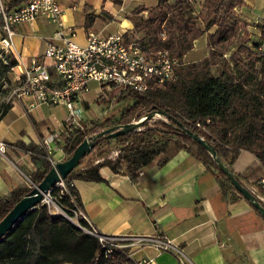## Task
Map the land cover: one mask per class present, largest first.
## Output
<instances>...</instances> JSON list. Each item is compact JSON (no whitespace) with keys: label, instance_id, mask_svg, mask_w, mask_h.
<instances>
[{"label":"trees","instance_id":"16d2710c","mask_svg":"<svg viewBox=\"0 0 264 264\" xmlns=\"http://www.w3.org/2000/svg\"><path fill=\"white\" fill-rule=\"evenodd\" d=\"M25 1L13 0L8 5L14 8ZM157 1L156 8L148 13L146 20H134L132 39L136 40L134 35L143 32L144 36L137 40L141 45L165 50L172 59L181 61L192 50L194 41L207 35L210 49L208 56L199 63L180 66L177 69V80L164 89L144 96L127 95L133 97V103L121 113L115 123L106 120L102 124H91L84 132L73 131L65 139V161L86 138H96L114 127H133L118 137H111L109 134L97 137L90 154H95V161L102 160L97 164L95 161L84 164L90 155L87 154L67 179L103 182L99 173L102 167H108L113 172L124 169L134 177L158 157H161L158 165L162 166L174 152L184 150L213 173L222 196L234 194L243 199L230 185L210 154L187 135L190 132L208 143L227 168L231 167L240 152L245 151L259 161L264 171V52H257L259 44L249 47L248 42L242 43L238 53H247L251 58L249 63L238 67V61L232 57V69L228 61L223 63L217 75L211 70L214 66V47H224L231 42L237 36L240 24H243L233 13L235 5H241L242 1L212 0L209 4L212 17L204 20L203 27H199L197 17L193 14V4L188 0ZM92 21V16L86 18V29ZM214 27V33L210 34L209 31ZM258 28L261 38H264V24ZM255 54H260V57H255ZM3 60L0 59V119L9 109V105L2 102V98L8 93V89H4V82L8 83L10 68L17 64L11 56L3 57ZM256 64L259 66L256 67ZM157 113L166 121L157 120L149 125ZM143 119L145 120L142 121ZM135 126L137 127L134 128ZM111 143L119 149L114 161L104 158L110 151L108 147ZM18 147L29 153L31 161L38 167L29 177L39 185L52 170L46 153L40 146L31 144ZM103 147H106L105 151H101ZM258 190L264 198V186H259ZM31 191L24 186L0 199V221ZM69 191L80 205L75 188L69 187ZM62 201L66 203L67 200L63 198ZM257 201L264 208L263 202L258 198ZM250 207L261 217L256 209L251 205ZM124 262L125 259L118 255L105 257L94 239L82 234L62 217L50 216L43 206L26 214L0 239V264Z\"/></svg>","mask_w":264,"mask_h":264},{"label":"crops","instance_id":"0c3cea01","mask_svg":"<svg viewBox=\"0 0 264 264\" xmlns=\"http://www.w3.org/2000/svg\"><path fill=\"white\" fill-rule=\"evenodd\" d=\"M56 1L63 10L64 25L75 31V42L81 46L86 44L89 33L100 38L115 34L133 38L134 20L147 17L158 3L157 0ZM241 1L233 13L246 25L248 38L260 42L258 27L264 24V0ZM88 16L93 21L86 29ZM15 31L11 54L17 63L26 65L36 58L49 64L42 56L55 26L40 19L20 25ZM200 38L206 46V37ZM198 41H194L192 52ZM88 89L95 97L92 104L90 98L84 102L83 117L90 121L88 113L96 118L107 108L101 103L95 105L97 85L92 83ZM7 95L2 102L9 109L0 119V142L8 145L7 159L0 157V199L24 187L20 173L29 176L38 170L29 153L18 145L38 147L48 135H58L64 141L69 137L63 127L65 109L45 105L29 109L30 101L8 103ZM54 158L55 164L65 161L63 153H56ZM160 158L134 177L124 169L113 172L102 167L99 173L103 182L74 181L80 206L92 226L105 236L166 237L188 259L180 263L173 255L152 248L134 252L133 259L152 258L153 264H264V221L250 205L234 194L222 196L213 173L186 151L174 152L162 166L158 165ZM229 169L264 204L258 190L264 186L259 161L242 151Z\"/></svg>","mask_w":264,"mask_h":264},{"label":"built area","instance_id":"2783aa9c","mask_svg":"<svg viewBox=\"0 0 264 264\" xmlns=\"http://www.w3.org/2000/svg\"><path fill=\"white\" fill-rule=\"evenodd\" d=\"M188 2L193 3L192 0ZM40 19L56 27L55 33L46 40L42 56L49 64L32 58L26 65L17 63L10 68L8 83L4 82V89H8L5 100L10 103L26 99L30 101L29 109L42 105L65 109L67 117L63 127L67 136L73 131L84 132L97 122L96 119L89 121L83 117L85 93L90 84L97 85L98 97L105 100L113 91L117 96H144L164 89L177 80L179 64L167 51L141 45L139 41L124 35L100 38L89 33L84 46L77 44L75 31L64 25L63 10L56 0H27L14 8L0 0L1 60L6 56L13 57L11 51L15 28ZM257 52H264V38L260 39ZM3 63L7 65L4 60ZM64 144L65 141L58 135H48L40 143L52 167L55 166L53 156L63 153ZM7 148V144L0 142V157L3 159H7ZM111 154L117 157L119 151H112ZM98 162L95 161V164ZM20 174L25 187L30 190L37 187L29 176ZM69 187H74L73 180H59L42 194L39 206L45 207L50 216L62 217L82 234L94 239L105 257L121 256L125 259L124 264H153L152 258L133 259L135 251L152 248L158 253L173 255L180 263L188 261L182 250L166 237L100 234L70 193ZM63 198L67 200L66 203L62 201Z\"/></svg>","mask_w":264,"mask_h":264},{"label":"rangeland","instance_id":"374dc122","mask_svg":"<svg viewBox=\"0 0 264 264\" xmlns=\"http://www.w3.org/2000/svg\"><path fill=\"white\" fill-rule=\"evenodd\" d=\"M6 1V0H3ZM212 0H192V4H193V9H194V16L197 17V23L199 25V27H203L204 25V20H208L212 17V13L210 11L209 8V4ZM148 18L145 17L143 18L144 20H146ZM245 24H240V30L238 31L237 36L229 43H227L224 47H217L215 46V57L213 58V63L214 66L212 67V73L214 75H217V71L220 70L221 66L223 65V63L228 62L231 63V69H232V62H230V59L232 57H234L233 59H235L236 61H238V67L244 66L247 63H249V61H251L250 57L248 56L247 53L245 52H239L238 53V48L240 47V45L242 43H259L257 42L258 40H251L250 38H248V32H245ZM213 29H216L215 27L212 28L210 31H213ZM144 36V33H137L134 35V37L136 38V40H141V38ZM202 37H206V43L207 45L204 46L203 43V38H199L198 44L196 46V49L192 52V50L190 52H188L181 61H177V63L179 64V67L181 66H185L187 64L190 63H199L200 61H202L205 57L208 56L210 49L208 48V41H207V35H204ZM164 39H166L165 35H164ZM254 45V44H252ZM252 45H249V47H252ZM257 45V44H256ZM193 49V48H192ZM255 57H260V54H255ZM259 64H256V67H258ZM238 69V68H237ZM90 89H88V91L85 93V101L86 99L89 100L90 98V102L92 104V98L95 97V94L93 92H89ZM97 101L95 103V105H98L99 103L104 104L103 106L107 108L106 111H104L103 113H101L99 115V117H96V115H94L92 117V115L89 114V118L91 119H96L97 122H95L96 124H102L104 123L106 120H109L111 123H115L121 113L128 108L132 103H133V97L131 96H126V95H118L116 94V92H113L111 94H109L107 96V99L102 100L99 97H97ZM88 110V108L86 109ZM105 113V114H104ZM157 120H162V121H166L164 118H162L161 116H155L154 121L150 122L149 125H152L155 121ZM94 123V124H95ZM93 124V123H92ZM109 148V153L106 154L104 156V158L114 161L116 160L117 157H115L114 155L111 154L112 151L115 150H119L116 145L114 143L110 144ZM106 147L101 148V151H105ZM98 153V152H97ZM95 154H90L88 156V158L86 159V161L84 162L87 163L89 161H95L96 159L94 158ZM55 157V155H54ZM53 157V160L55 159ZM102 160V158L100 159V161ZM95 163V162H94Z\"/></svg>","mask_w":264,"mask_h":264},{"label":"water","instance_id":"95a60500","mask_svg":"<svg viewBox=\"0 0 264 264\" xmlns=\"http://www.w3.org/2000/svg\"><path fill=\"white\" fill-rule=\"evenodd\" d=\"M155 116H161L157 113ZM151 118V116L149 117ZM143 119L142 121H144ZM135 126L134 128H136ZM133 129L130 126L114 127L100 133L97 137L104 134H109L111 137H118L129 130ZM187 135L198 145L204 148L217 164L220 171L226 176L230 185L234 190L246 200L254 209L258 211L261 218L264 221V208L257 201V197L248 190L229 168L222 162V160L217 157L215 151L206 143L203 139L199 138L190 132ZM96 137V138H97ZM96 138L90 140H84L83 143L74 151L73 155L66 161L62 163H56L52 170L48 173L45 179L33 189L30 194L23 197L17 204H15L12 209L6 214V216L0 221V239L5 237L11 229L14 228L16 223L22 219L26 214L34 211L42 200V194H45L52 188L59 180H65L70 173L79 165V162L87 155L90 154L95 146Z\"/></svg>","mask_w":264,"mask_h":264}]
</instances>
